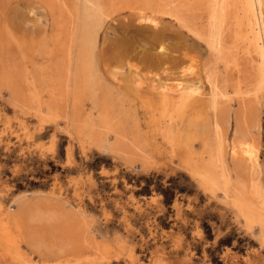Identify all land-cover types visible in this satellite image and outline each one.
<instances>
[{"label": "bare ground", "instance_id": "6f19581e", "mask_svg": "<svg viewBox=\"0 0 264 264\" xmlns=\"http://www.w3.org/2000/svg\"><path fill=\"white\" fill-rule=\"evenodd\" d=\"M9 1L0 0V14ZM35 3L48 12L51 22V33L37 36L38 52L26 48V33L20 35L22 44L18 34L12 36L7 26L0 24V97L6 94L18 126L26 129V116L37 119L40 129L47 123L63 120L69 136L78 142L126 164L138 163L142 169L152 168L157 158L166 153L203 192L220 193L246 230L256 227L264 242V183L260 185L256 177L261 151L252 132H258L260 124L258 116L251 120L252 107L258 111L255 97L264 91V0ZM118 11H125L134 19L135 29L155 30L167 18L202 42L208 59L198 71L196 83L183 85L179 79L175 84L160 85L158 80V87L151 85L139 92L138 84L133 90L109 82L103 72L100 34ZM28 36L27 44L32 46ZM154 58L146 54L142 59L148 66L157 63ZM202 87L207 88V93L201 92ZM227 88L236 96L234 106L230 102L233 95L227 96ZM194 94L198 95L196 99ZM193 105L200 109L189 110ZM4 109L0 108V143L8 148L10 136L18 135L8 127ZM138 109L143 112L144 122L138 117ZM148 132L159 136L163 145L150 138ZM65 204L40 195L20 194L12 199L13 208L0 210V243L9 242L11 249L2 261L30 264L22 247L41 264H67L72 254L84 248L108 255L110 248L94 240L81 218L83 213L68 209Z\"/></svg>", "mask_w": 264, "mask_h": 264}, {"label": "rangeland", "instance_id": "374dc122", "mask_svg": "<svg viewBox=\"0 0 264 264\" xmlns=\"http://www.w3.org/2000/svg\"><path fill=\"white\" fill-rule=\"evenodd\" d=\"M33 1L10 0L2 9L0 24L6 25L12 36L18 34L22 44L25 40L26 48L37 51V36L51 33V22L48 12ZM172 21L165 18L155 30H138L127 12L114 13L100 34L103 72L110 79L108 81L133 90L138 84L139 92L151 85L158 87L159 83L175 84L179 79L183 85L196 83V75L208 59L207 50L202 42ZM25 33L30 35L32 46L27 44V35L23 37ZM32 34L35 36L31 37ZM229 34L227 45L230 44ZM37 52L35 55L39 56ZM146 54L154 56L158 64L147 66L142 59ZM136 78L142 82H134ZM205 89H201L204 94L207 93ZM226 92L227 96L233 95L230 102L236 105L232 90L227 88ZM197 96L194 94L193 99ZM6 99L3 93L0 108H5L8 127L17 131L18 137L10 136L8 148L0 143V210L13 208L11 201L20 194L40 195L51 201L59 199L68 209L80 210L83 213L80 217L84 218L94 240L110 248L106 256L96 249H81L72 254L67 264H264V242L257 228L246 230L243 221L220 193L203 192L168 154L162 153L152 168L142 169L138 163L126 164L109 153L98 152L78 142L69 136L63 120L47 123L40 129L37 119L26 116V129L22 130ZM255 101L259 102L258 111L252 107L251 120L258 116L260 129L252 132L259 140L261 151L256 177L263 185L264 91L259 92ZM193 109L200 107L190 106L189 110ZM142 114L138 109V117L144 122ZM147 135L163 145L159 136L150 132ZM8 243H0V264H5L2 258L11 250ZM21 250L30 264H41L25 248Z\"/></svg>", "mask_w": 264, "mask_h": 264}]
</instances>
